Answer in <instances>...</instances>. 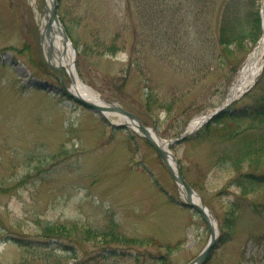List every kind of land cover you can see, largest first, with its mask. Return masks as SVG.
I'll list each match as a JSON object with an SVG mask.
<instances>
[{
	"label": "rangeland",
	"instance_id": "374dc122",
	"mask_svg": "<svg viewBox=\"0 0 264 264\" xmlns=\"http://www.w3.org/2000/svg\"><path fill=\"white\" fill-rule=\"evenodd\" d=\"M171 1L59 0L80 79L164 140L224 104L262 35L253 22L249 36L222 46L209 39L214 26L196 29L207 28L204 10L216 23L231 0H195L181 24ZM239 1L259 17L263 0L231 2ZM190 3L181 1L184 12ZM44 11V0H0V264H188L208 245L207 224L181 206L177 183L148 141L62 91L60 72L43 58ZM64 80L72 86L67 72ZM257 82L223 125L212 121L172 147L219 225L206 264H264V187L234 182L262 174L264 154L250 157L258 168H233L227 153L241 137L264 144V119L257 129L259 121L230 120L263 108L264 73Z\"/></svg>",
	"mask_w": 264,
	"mask_h": 264
},
{
	"label": "water",
	"instance_id": "95a60500",
	"mask_svg": "<svg viewBox=\"0 0 264 264\" xmlns=\"http://www.w3.org/2000/svg\"><path fill=\"white\" fill-rule=\"evenodd\" d=\"M58 2L59 0H53L51 4V8H48L46 6V3H44L45 6V11L42 13V16L48 14V23L45 26L46 28V35L50 36L54 32L55 26H57L59 29L62 30L63 37H65L66 43L70 46L71 48V43H70V38L67 36L66 32L64 31V28L62 27V24L60 22V18L58 16ZM41 43L43 41V36L41 34ZM72 53H74L73 48H71ZM44 56V55H43ZM45 58V57H44ZM47 60V59H46ZM47 64L50 68L59 70L61 73V81L63 84V90L65 93L72 98L73 100L77 101L80 103L82 106L87 107L88 109L94 111L95 113H98L102 115L106 119L107 113H112V114H120L125 118V120L129 121L130 124H122V123H114L110 121L116 128H126L129 129L131 128L135 132H137L139 135H142L148 141L154 149L157 151L161 161L164 162L168 172H170L173 181H175L179 187L180 191H183L185 194V199L182 202L183 206H187L198 213L201 214L203 221L207 224L211 238L208 241L207 247L198 255V257L190 262L188 264H206L210 257L212 256L211 254L214 252V250L217 247V242L219 241L220 233L218 232V223H216L215 219L213 218L212 212H210V209L206 205V203L203 201L201 198L200 194L194 190V188L190 185L188 181H186L183 171L181 170V166L179 164V161L177 160L175 154H173L170 149L171 145L173 143H178L181 142L182 139L186 136V132L182 134V136L179 139L172 138L171 141H162L161 144H159L158 140L155 137V134L153 130L149 129L143 124L142 119H140L137 115L134 113L130 112L129 110L127 111L124 109L121 105L118 103L114 102H90L89 100L83 99L79 95L73 93V91L68 88L65 84L64 80V75H63V70H61L59 67L53 65L50 60H47ZM74 67V63H73ZM70 73V78L72 82L76 83V77L79 78L78 74L76 73V70L73 68H70L69 70ZM76 73V76H75ZM232 91L229 92L232 93ZM234 100H231L229 103L224 104L221 106L219 109L215 110L210 116V120L213 119L214 117H217L220 113H223L225 110H227L231 104L234 103ZM216 223V224H214Z\"/></svg>",
	"mask_w": 264,
	"mask_h": 264
},
{
	"label": "trees",
	"instance_id": "16d2710c",
	"mask_svg": "<svg viewBox=\"0 0 264 264\" xmlns=\"http://www.w3.org/2000/svg\"><path fill=\"white\" fill-rule=\"evenodd\" d=\"M170 1V0H169ZM182 0H175V2L172 3L176 6L177 11L179 12L180 16L177 14V11L175 9V14L178 17V22L181 24L182 22L179 21V18L182 17L184 20L188 16H192L194 11H192L193 7L197 4L195 0H191L190 6L187 11H183L182 7L180 6ZM214 0H210L211 5L213 4ZM232 1V0H231ZM226 5V11L223 13V15H220L218 19H216V23L210 19L209 14L204 10V13L201 14V18L203 20V25L207 26V28H202L199 27L200 24L198 25V29H196L198 32H202L203 34L206 31H209L211 27H215L216 31H213V35L210 36L209 39L216 41L218 44L222 46H230L232 43H236L239 41L240 38L243 36H249L248 29L246 28V25H251L253 22L257 24V29L260 33V18H258V14L256 17V12L255 11H246L244 12L243 8V2H231ZM206 2V6H207ZM158 7L160 9V12L162 14L161 17L167 22L166 24L171 25V17L167 16V13L165 12V9H161V7H164L163 3H157ZM217 5V4H216ZM215 8V7H214ZM170 10V9H168ZM172 11V10H171ZM174 12L171 13V15ZM252 15L255 16L252 19ZM209 17V19H207ZM167 31V30H166ZM203 34L200 35V39L202 38ZM195 41H198V39H195ZM262 99L260 103L263 101ZM228 114L224 113V115H221L219 118L214 119L215 127L218 128L217 126L221 123H225L228 120ZM257 118H262L264 119V101H263V108L260 109L258 107L256 108H248L247 111L243 112L241 116L237 117H230V120H239L243 121L246 119H249L251 122H256L259 121V124L257 126L254 125L253 129H257L258 127L262 126L261 124V119L258 120ZM211 130L214 131L215 127L209 126ZM248 128L244 131L241 132V134L245 135L246 132H248ZM264 133V130H263ZM257 135L262 136V132H257ZM241 137V136H240ZM241 143L236 146L235 149H231L227 153L232 154L235 156V160L232 164V167H241L243 164H250L251 166L253 165L255 168L256 167L250 157H254L258 153L264 154V144L262 147L259 145L256 146L255 142L253 140L249 141H244L243 138L241 137ZM235 147V146H234ZM260 165V164H259ZM240 175V177L237 179V177ZM237 177L235 178V183H237V187L239 186L241 189H247L249 186L254 190V192H257L258 188L264 187V172L262 174L256 175L255 173H241L238 174ZM241 179V180H240ZM264 211V210H262Z\"/></svg>",
	"mask_w": 264,
	"mask_h": 264
},
{
	"label": "bare ground",
	"instance_id": "6f19581e",
	"mask_svg": "<svg viewBox=\"0 0 264 264\" xmlns=\"http://www.w3.org/2000/svg\"><path fill=\"white\" fill-rule=\"evenodd\" d=\"M37 0H32L33 4H36ZM46 6L49 8L51 7V3L53 0H45ZM262 10H261V18H262V37L260 39V42L257 44V46L253 49V52L249 55L246 64L243 66V68L240 70V74L237 78V81L235 82L234 91L232 92L233 95L231 97H235L234 94H236L237 88L241 90L240 92L252 87L255 84V80L260 76V74L263 72L264 69V0L261 4ZM44 18H41L39 20V28L41 31V34L43 36V41L41 43V49L43 51L44 57L47 60H50V62L59 67L61 70L64 69L65 72L69 71L70 68L73 69V63L74 58L71 54V48L66 43L65 37H63L62 30L55 27L54 32L52 33L51 37L46 35V28L45 26L48 23V14L43 16ZM76 76V74H75ZM238 90V91H239ZM73 93H76L83 99L89 100L90 102L96 103V102H102L99 99V95L92 90L89 86H87L85 83H83L80 79H77L76 77V83L73 89ZM239 92H237L236 95H238ZM230 99V97L228 98ZM119 116L118 120H115L113 117ZM106 117L110 119L111 121H114L116 123L118 122H125L129 123V121L123 120V116L115 115L112 113H107ZM200 120V118L195 119L192 122V126L190 127V131L193 130V127H196L197 122ZM159 144H161V140L157 139ZM181 192V198L185 199V194L183 191ZM216 224V223H214Z\"/></svg>",
	"mask_w": 264,
	"mask_h": 264
}]
</instances>
